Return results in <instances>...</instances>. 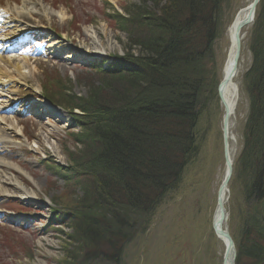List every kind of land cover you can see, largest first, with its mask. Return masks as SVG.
<instances>
[{"label": "trees", "instance_id": "1", "mask_svg": "<svg viewBox=\"0 0 264 264\" xmlns=\"http://www.w3.org/2000/svg\"><path fill=\"white\" fill-rule=\"evenodd\" d=\"M138 1L111 17L141 54L98 70L99 86L89 84L87 98L47 97L81 112L73 117L80 149L67 151L62 170L83 195L64 215L73 234L60 264H123L125 249L150 228L199 151L201 112L218 84L209 64L228 0ZM258 4L242 76L243 145L232 172V182L243 181L247 208L235 264H264V0Z\"/></svg>", "mask_w": 264, "mask_h": 264}, {"label": "rangeland", "instance_id": "2", "mask_svg": "<svg viewBox=\"0 0 264 264\" xmlns=\"http://www.w3.org/2000/svg\"><path fill=\"white\" fill-rule=\"evenodd\" d=\"M26 1L0 0V28L5 30L0 34V57L28 62L23 71L27 81L14 77L12 82H0L4 83L0 87V130L7 133L0 146V160L6 167L0 168V173L21 188L10 189L6 198L0 195V264H60L70 247L67 234H73L64 225V215L83 195L77 186L64 180L63 173L70 165L67 151L80 149L73 137L80 131L73 117L81 112L64 105L50 107L41 96L53 101V94L87 98L88 85L99 86L98 70L107 69L114 58L140 55L138 48L129 49L126 32L120 31L111 17L125 16L123 7L139 5V1ZM251 1L228 0L223 5L222 31L214 46V62L209 64L218 84L207 94L201 112L199 151L186 167L178 190L153 216L150 228L125 249L123 264L223 263V246L214 238L209 220L226 168L216 91L228 50L229 25ZM29 12L35 15L22 21L21 15ZM251 31L252 24L243 30L235 79L240 103L233 129V160L243 145L248 104L241 87L242 76L252 61L248 48ZM228 187L227 225L235 242L247 208L243 181L231 179ZM24 194L37 198L28 203L23 200Z\"/></svg>", "mask_w": 264, "mask_h": 264}, {"label": "bare ground", "instance_id": "3", "mask_svg": "<svg viewBox=\"0 0 264 264\" xmlns=\"http://www.w3.org/2000/svg\"><path fill=\"white\" fill-rule=\"evenodd\" d=\"M26 2H29V0ZM249 6L250 5H248L247 7L243 8V9H240L239 12L235 15V18L232 20V22L229 25V29L227 32V38H228L229 44H228V50H227L226 57H225V62H224L223 67L221 69L222 72H221V78H220L219 85L221 84V82L223 80H226L227 82L224 84H221L220 87L218 86L220 95L217 92V102L219 104L220 112L222 113V115H221L222 116L221 117L222 122H223L224 116H227V119H228L227 120L228 124L225 128L224 134L226 135L227 145H228V155H229V160L231 162H234L233 155H232V151H233L232 146L234 145V143L236 141L235 140L236 139L235 134H233V129L236 126V122H237V112L236 111H237V107L240 103V101H239L240 100L239 85L235 79L237 77L239 67H240V62H241L240 56H241V51H242L241 47H242V40H243L242 35H243V30L245 29V28L241 29L240 34H239L241 50H240V54L238 57V59H239L238 63L235 67L236 71L233 75H231L232 74L233 57H234V53H235V49H236L234 47V44H235L234 35H235V29H236L235 26H236V24L240 23V21L244 20L247 17V14H248L247 8ZM29 15L32 17L35 14L29 12V13H26V15L22 14L20 18L22 21L26 22L27 19L29 18ZM4 31H5L4 29L0 28V34L4 33ZM97 54L102 55V52H97ZM68 59H70V58L68 57ZM27 65H28L27 61L21 62L19 60H14L10 57H6V58L0 57V82H7V81L12 82L15 80L14 77H17V78L19 77L20 79L27 81L28 80L27 75H25V73L23 72L24 69H26ZM9 69H11L12 72H10ZM3 86H4V83H1L0 87H3ZM51 107H54V106H51ZM41 113L44 114L45 112L41 111ZM18 125H19V123H18ZM12 127L14 128V126H12ZM222 134H223V125H222ZM4 135H7V133L0 130V146H2L1 143H3V142L1 141V139H2V136H4ZM4 167H6V165L3 162H1V160H0V168H4ZM225 170H226V168H225ZM228 185L226 186L225 190L223 191V196H222V198L224 200V209H226V204L229 200V198H228V195H229ZM10 189L21 190V188H19L16 184H15V186L13 184H11L9 179H7L6 176H4L1 172L0 173V193H1L0 195L3 198H6V196H7L6 192L9 191ZM23 196H24L23 200H27L28 203L32 202V200L34 198H37L36 196L29 195V194H24ZM214 214H215V210L212 212L211 217L209 218L211 231H213L212 224H213ZM226 214L228 216L227 209H226ZM227 222H228V217H227V221H225L222 224V229H224V227L227 226ZM229 232H230V230H229ZM213 235H214V238L216 239V241H218L220 243V245L223 246V255H224V247H225L224 241L219 239L215 235L214 231H213ZM223 255H222V258H223Z\"/></svg>", "mask_w": 264, "mask_h": 264}, {"label": "water", "instance_id": "4", "mask_svg": "<svg viewBox=\"0 0 264 264\" xmlns=\"http://www.w3.org/2000/svg\"><path fill=\"white\" fill-rule=\"evenodd\" d=\"M260 2V0H252V2L249 4L250 6L247 8L248 14L247 17L240 21V23L236 24V29H235V44L234 47L235 49V53H234V57H233V63H232V74L233 75L236 71L235 67L238 63V57L240 54V31L243 28L249 27L250 24L254 21L255 18V11L257 6L259 5L258 3ZM226 80H223L221 82V84L226 83ZM221 84L219 85V87L221 86ZM219 87L217 89L218 94L220 95L219 92ZM227 116H224L223 119V134L225 131V128L227 126ZM223 155H224V166H226V170H225V174H224V179L221 183V185L219 186V190L217 192V201H216V207H215V214L213 217V224H212V229L215 233V235L221 239L222 241H224V255L222 258V264H235V258H236V253L237 251H235V243L234 240L232 239L230 232L228 230V225L224 227V229H222V224L227 221V214H226V209H224V200L222 198L223 196V191L225 190L226 186L229 184L231 178H232V171H233V162H231L229 160V155H228V145H227V139H226V135H223Z\"/></svg>", "mask_w": 264, "mask_h": 264}]
</instances>
